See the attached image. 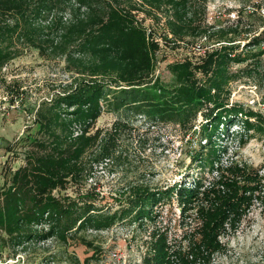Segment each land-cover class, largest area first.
I'll return each mask as SVG.
<instances>
[{"label": "rangeland", "instance_id": "374dc122", "mask_svg": "<svg viewBox=\"0 0 264 264\" xmlns=\"http://www.w3.org/2000/svg\"><path fill=\"white\" fill-rule=\"evenodd\" d=\"M25 1L23 16L14 9L0 8V187L27 165L36 149L34 139H48L40 123L60 110V121H66L65 110L72 108L55 107L57 96L84 80L117 84L112 72L96 75L90 68H75L66 55L42 56L25 38L28 31L15 29L16 23H30L25 19L33 15L37 0ZM119 2L131 9L138 5L132 10L135 25L143 27L148 42L158 43L155 52L152 50L153 71L143 77L146 83L171 91L180 85L174 64H201L212 53H216L215 58L227 55L219 87L212 93L226 108L239 105L259 116L223 114L217 119V110L212 111L215 103L205 102L185 128L175 120L149 118L134 106L104 108L86 133L96 138L82 158L87 163L84 176L53 193L75 197L89 192L96 209L110 214L129 207L131 192L139 186L161 192L164 198L150 206V215L145 218L127 214L106 228L72 230L66 237L43 238L49 222L35 224L32 231L39 236L24 245L10 246L8 241L4 246L0 240V264H184L180 254L194 259L188 243L189 236L201 226L199 210L229 193L222 184H216L215 192L208 195L204 190L212 188L220 174L230 175L228 168L234 165L253 168L264 176V132L258 129L264 125V53L253 55L264 49V40L253 44L264 33V0H200L193 23L178 22L170 5L164 3ZM72 3L77 4L73 0L64 5ZM232 12L238 18H231ZM46 15L42 13L37 20L41 33L52 31L44 29L48 26ZM197 77L204 82V75L197 73ZM82 132L78 124L69 128L59 124L51 135L62 141ZM109 133L113 139L111 156L95 159ZM185 186L193 191L189 201L174 194L175 189ZM258 187L247 193H253L250 204L230 213L217 229L219 248L190 264H264V179ZM0 235L7 237L3 229ZM161 238L165 245L159 242Z\"/></svg>", "mask_w": 264, "mask_h": 264}, {"label": "trees", "instance_id": "16d2710c", "mask_svg": "<svg viewBox=\"0 0 264 264\" xmlns=\"http://www.w3.org/2000/svg\"><path fill=\"white\" fill-rule=\"evenodd\" d=\"M66 1L73 0H37L33 15L25 19L30 23H16L15 29L24 27V31H28L25 38L42 56L66 55L75 68H90L92 74L96 75L112 72L117 84L100 79L84 80L73 90L57 96L53 103L55 107L65 105L72 108L65 110L68 122L60 121L61 110L47 118L41 114L40 117L46 120L40 126L49 135V140L34 139L36 149L31 151L27 165L12 174L10 183L0 187V229L7 235H0L4 246L8 241L10 246L24 245L35 238L38 235L32 231L35 224L49 222V231L42 234L43 238L54 235L66 237L72 230L106 228L127 214L145 218L150 215V206L162 201L164 197L161 192L139 186L131 192L129 207L110 214L96 209L89 192L84 195L79 193L75 197L53 193L56 188L65 190L70 180L78 182L84 176L87 163L82 158L96 138V135L87 136L86 133L104 108L117 110L134 106L149 118L175 120L185 128L197 117L205 102L215 103L212 111L217 110V119L223 114L259 116L254 110L239 105L226 108L212 93L214 88L219 87L222 64L229 59L227 55L215 58L216 53H212L201 64H174L172 69L176 71L180 85L171 91L166 90L158 84L146 83L143 79L153 71L152 50L155 52L158 43L148 42L143 27L135 25L136 18L132 10L138 9V5L132 9L125 8L119 0H114L115 4L111 0H75L77 4L64 5ZM144 1L170 5L175 19L180 23H193L198 16L197 8L201 5L200 0ZM25 4V0H0V8L14 9L21 15ZM42 13L47 14L44 23L48 26L44 29L51 28L50 32L41 33V27L36 26ZM189 13L193 16L188 17ZM262 40L264 33L256 37L253 44H260ZM263 53L264 49L253 55ZM197 73L204 75V82L197 77ZM120 81L125 84L118 85ZM233 122L234 119H230V123ZM74 123L82 129L81 135L76 138L70 135L62 141L60 137L52 139L55 125L69 128ZM258 129L264 132V125H258ZM103 140L95 159L111 156V133ZM228 171H231L232 176L220 174L214 186L204 190V194L208 195L215 192L216 184H222L229 193L209 208L199 210L201 226L189 236L188 243L194 255L193 261L203 260L219 248L217 229L223 226L230 213H236L245 203L250 204L253 193H247L258 190L264 179L255 169L246 166L234 165ZM175 190L174 194L179 199L191 200V189L185 186ZM159 242L165 245L163 238ZM180 257L184 264L192 261L188 256L180 254Z\"/></svg>", "mask_w": 264, "mask_h": 264}, {"label": "built area", "instance_id": "2783aa9c", "mask_svg": "<svg viewBox=\"0 0 264 264\" xmlns=\"http://www.w3.org/2000/svg\"><path fill=\"white\" fill-rule=\"evenodd\" d=\"M231 18H233V19H236V18H238V15H237V13H236V12H232V14H231Z\"/></svg>", "mask_w": 264, "mask_h": 264}]
</instances>
